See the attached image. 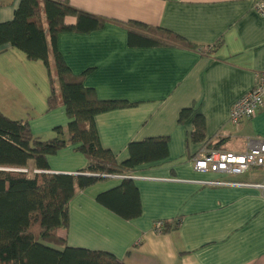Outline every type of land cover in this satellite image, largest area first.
<instances>
[{
  "label": "crops",
  "instance_id": "crops-1",
  "mask_svg": "<svg viewBox=\"0 0 264 264\" xmlns=\"http://www.w3.org/2000/svg\"><path fill=\"white\" fill-rule=\"evenodd\" d=\"M21 0H0V23L10 21ZM86 13L105 18L89 33L62 32L57 45L76 75L87 71L84 85L100 99L135 103L96 116L100 142L118 163L129 158L131 142L168 137L166 159L144 163L128 177L100 176L77 189L69 204L70 225L59 235L72 247L104 250L125 264H264V168L230 176L201 172L194 158L206 149L187 142L190 122L178 121L182 108H199L206 121V141L243 151L251 139L264 140V106L234 125L233 104L264 72V15L256 0H68ZM130 21L170 29L197 45L132 47ZM74 16L66 23L76 24ZM51 60V55H50ZM41 61L29 60L11 44L0 46V111L29 120L33 133L53 138L67 134L65 106L48 109L50 83ZM50 173L76 175L87 157L69 145L48 157ZM33 168V164H30ZM134 180L142 214L126 220L97 201L99 193ZM229 180L237 184L218 185ZM170 232L154 229L156 221Z\"/></svg>",
  "mask_w": 264,
  "mask_h": 264
},
{
  "label": "trees",
  "instance_id": "trees-1",
  "mask_svg": "<svg viewBox=\"0 0 264 264\" xmlns=\"http://www.w3.org/2000/svg\"><path fill=\"white\" fill-rule=\"evenodd\" d=\"M68 16L76 17V24H67ZM106 21L77 9L68 0H21L14 18L0 23V46L11 44L26 53L29 60L43 62L51 89L48 109L61 104L69 119L67 134L59 126L53 138L43 139L33 133L28 119H12L0 111V264H125L108 251L69 246L59 235L60 229L70 225L69 204L77 189H85L101 179L86 173L127 175L141 164L169 155V138L165 136L131 142L130 156L121 163L100 142L96 116L135 103L100 99L93 88L84 85L87 71L81 75L71 71L58 49L57 39L62 32L95 31ZM127 25L132 47L197 48L164 27L138 21ZM178 121L192 125L187 142L203 143L206 149L220 148L218 143L206 141L205 117L195 104L182 108ZM69 145L87 157L86 169L76 175L48 172V157ZM31 163L32 169L39 172L29 174ZM97 201L126 220L142 214L140 192L130 178L99 193ZM180 222L178 219L169 225L164 221L161 232H170Z\"/></svg>",
  "mask_w": 264,
  "mask_h": 264
},
{
  "label": "built area",
  "instance_id": "built-area-1",
  "mask_svg": "<svg viewBox=\"0 0 264 264\" xmlns=\"http://www.w3.org/2000/svg\"><path fill=\"white\" fill-rule=\"evenodd\" d=\"M255 10L264 15V0H256ZM264 106V72L256 80L254 87L242 98L236 101L230 112V121L234 125H240L246 119L254 117L258 110ZM194 167L201 172H217L223 175L237 176L257 168H264V140L251 139L243 151H232L223 148L208 149L202 155L194 158ZM28 172V169H22ZM34 172H39L34 170ZM97 176H120L111 174H90ZM128 177V175H122ZM211 184L230 185L237 184L235 181L217 180ZM264 189V183L258 184ZM164 228V221L155 222L154 229L158 232Z\"/></svg>",
  "mask_w": 264,
  "mask_h": 264
},
{
  "label": "rangeland",
  "instance_id": "rangeland-1",
  "mask_svg": "<svg viewBox=\"0 0 264 264\" xmlns=\"http://www.w3.org/2000/svg\"><path fill=\"white\" fill-rule=\"evenodd\" d=\"M43 72H44V75L47 77V82L50 83L49 82V75H48V72H47V68L46 67H44ZM33 172H34V170L32 168H30L29 169V174L32 175Z\"/></svg>",
  "mask_w": 264,
  "mask_h": 264
}]
</instances>
